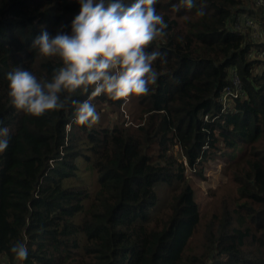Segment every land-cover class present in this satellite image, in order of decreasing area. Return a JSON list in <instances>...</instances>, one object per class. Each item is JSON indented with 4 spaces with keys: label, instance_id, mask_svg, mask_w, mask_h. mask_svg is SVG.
I'll return each mask as SVG.
<instances>
[{
    "label": "trees",
    "instance_id": "trees-1",
    "mask_svg": "<svg viewBox=\"0 0 264 264\" xmlns=\"http://www.w3.org/2000/svg\"><path fill=\"white\" fill-rule=\"evenodd\" d=\"M194 4L158 0L167 28L149 46L163 54L153 63L156 83L145 95L91 98L100 120L88 126L75 122L71 100H88L91 88L62 93L71 95L67 106L38 117L15 108L8 95L7 74L15 68L44 81L62 66L31 46L43 31L70 34L78 0H0L6 264H264V59L249 57L255 49L264 53V42L238 27L245 14L263 29L264 5ZM210 161L223 166L236 196L201 217L185 170L202 174ZM88 173L94 189L85 183ZM157 182L166 184L159 205ZM236 213L242 225L234 223ZM17 242L27 243L26 260L10 252Z\"/></svg>",
    "mask_w": 264,
    "mask_h": 264
},
{
    "label": "clouds",
    "instance_id": "clouds-1",
    "mask_svg": "<svg viewBox=\"0 0 264 264\" xmlns=\"http://www.w3.org/2000/svg\"><path fill=\"white\" fill-rule=\"evenodd\" d=\"M79 14L71 23V33L58 31L55 36L43 31L32 44L44 57H59L62 66L54 69L50 80H38L28 70L15 68L7 74L8 95L12 105L33 116L49 110L64 109L77 90L89 93L84 101L71 100L75 122L98 123L100 115L91 98L106 94L111 99L145 95L155 84L158 73L153 63L162 57L159 50L149 51L154 41L166 36L167 24L158 14V0H78ZM191 9L194 0H180ZM198 11L197 15H203ZM63 26H61V29ZM9 129L0 127V152L7 149ZM10 252L18 261L27 259L26 242H17Z\"/></svg>",
    "mask_w": 264,
    "mask_h": 264
},
{
    "label": "rangeland",
    "instance_id": "rangeland-1",
    "mask_svg": "<svg viewBox=\"0 0 264 264\" xmlns=\"http://www.w3.org/2000/svg\"><path fill=\"white\" fill-rule=\"evenodd\" d=\"M243 20L248 22L244 24ZM249 21V17H245V14L242 15L238 27H240L241 30H243V27L249 30V36H251L255 41L264 42V28L261 29L256 22H252L250 24ZM249 57L264 59V53L258 52L255 49L251 51ZM262 70V66L257 68V72L259 73ZM223 100L225 102L226 97H224ZM131 103L132 102L130 101L128 105ZM173 152L179 161L184 160L181 157L177 147H174ZM185 172L186 176L190 179V184L193 188V196L198 204L201 217H205L208 214L218 210L220 203L223 200H227L229 203L233 204L234 198L236 196L233 183L225 174V169L220 163L215 161L208 162V165L204 167L202 174L196 173L188 167H186ZM89 175L90 173L84 175L85 183L88 184L91 189H94L97 185V183L95 182V176ZM154 187L156 191L160 192V200L157 203V205H159L166 198L165 194L161 193V191L166 188V184L163 182H157L155 183ZM233 220L237 225H242L244 223L242 216L237 213L233 215ZM260 246L261 244L258 243V247ZM260 251L263 253L264 257V247H261ZM0 264H6V259L1 255Z\"/></svg>",
    "mask_w": 264,
    "mask_h": 264
},
{
    "label": "built area",
    "instance_id": "built-area-1",
    "mask_svg": "<svg viewBox=\"0 0 264 264\" xmlns=\"http://www.w3.org/2000/svg\"><path fill=\"white\" fill-rule=\"evenodd\" d=\"M257 3L264 5V0H257ZM236 80V79H235ZM236 82V81H235Z\"/></svg>",
    "mask_w": 264,
    "mask_h": 264
}]
</instances>
